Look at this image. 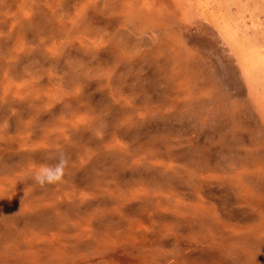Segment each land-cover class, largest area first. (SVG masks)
<instances>
[{
    "label": "rangeland",
    "instance_id": "374dc122",
    "mask_svg": "<svg viewBox=\"0 0 264 264\" xmlns=\"http://www.w3.org/2000/svg\"><path fill=\"white\" fill-rule=\"evenodd\" d=\"M0 264H264V0H0Z\"/></svg>",
    "mask_w": 264,
    "mask_h": 264
},
{
    "label": "clouds",
    "instance_id": "9594fccd",
    "mask_svg": "<svg viewBox=\"0 0 264 264\" xmlns=\"http://www.w3.org/2000/svg\"><path fill=\"white\" fill-rule=\"evenodd\" d=\"M56 163L54 165L40 166L32 176V179L41 187L46 184L54 185L62 183L66 177V170L69 167V157L62 150L54 157Z\"/></svg>",
    "mask_w": 264,
    "mask_h": 264
}]
</instances>
